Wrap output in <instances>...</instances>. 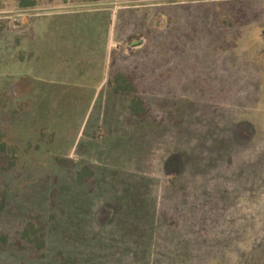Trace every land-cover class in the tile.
<instances>
[{"label": "rangeland", "instance_id": "1", "mask_svg": "<svg viewBox=\"0 0 264 264\" xmlns=\"http://www.w3.org/2000/svg\"><path fill=\"white\" fill-rule=\"evenodd\" d=\"M36 2L0 0V264H264V0Z\"/></svg>", "mask_w": 264, "mask_h": 264}, {"label": "trees", "instance_id": "2", "mask_svg": "<svg viewBox=\"0 0 264 264\" xmlns=\"http://www.w3.org/2000/svg\"><path fill=\"white\" fill-rule=\"evenodd\" d=\"M37 6L36 0H19L20 9H31ZM107 87L117 95H131L137 92L133 79L125 74L118 73L113 79L107 82ZM129 111L133 117L143 118L148 113L146 103L140 98H134L129 106ZM17 148L3 142V134L0 132V170L2 172L11 171L17 164ZM94 178V172L89 165L84 166L77 172V184L85 186ZM35 252L42 253L46 248V234L44 224L37 218L31 219L21 232V238ZM43 257V256H40ZM60 264H78L71 257H64L59 254L57 257Z\"/></svg>", "mask_w": 264, "mask_h": 264}]
</instances>
